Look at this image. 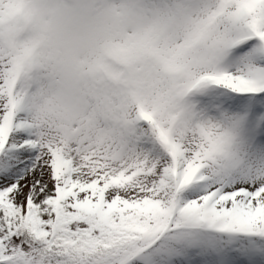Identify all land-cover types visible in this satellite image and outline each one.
<instances>
[{"label":"snow or ice","instance_id":"snow-or-ice-1","mask_svg":"<svg viewBox=\"0 0 264 264\" xmlns=\"http://www.w3.org/2000/svg\"><path fill=\"white\" fill-rule=\"evenodd\" d=\"M0 264H264V0H0Z\"/></svg>","mask_w":264,"mask_h":264}]
</instances>
